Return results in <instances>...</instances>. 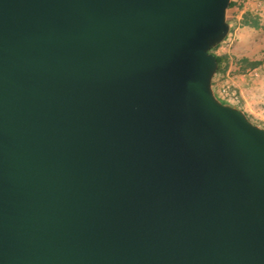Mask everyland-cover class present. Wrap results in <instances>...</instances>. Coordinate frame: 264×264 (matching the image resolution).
Listing matches in <instances>:
<instances>
[{
	"label": "water",
	"instance_id": "obj_1",
	"mask_svg": "<svg viewBox=\"0 0 264 264\" xmlns=\"http://www.w3.org/2000/svg\"><path fill=\"white\" fill-rule=\"evenodd\" d=\"M230 0H0V264H264V129L220 102Z\"/></svg>",
	"mask_w": 264,
	"mask_h": 264
},
{
	"label": "rangeland",
	"instance_id": "obj_2",
	"mask_svg": "<svg viewBox=\"0 0 264 264\" xmlns=\"http://www.w3.org/2000/svg\"><path fill=\"white\" fill-rule=\"evenodd\" d=\"M233 3L226 11L229 32L212 54L223 57L228 64L224 73L214 75L212 89L220 100L235 97L232 102L243 111L249 121L264 129V65L239 73L237 61L264 59V0H230ZM245 11L259 17L262 28L240 27L239 21ZM224 90V91H223ZM235 107V108H236Z\"/></svg>",
	"mask_w": 264,
	"mask_h": 264
},
{
	"label": "trees",
	"instance_id": "obj_3",
	"mask_svg": "<svg viewBox=\"0 0 264 264\" xmlns=\"http://www.w3.org/2000/svg\"><path fill=\"white\" fill-rule=\"evenodd\" d=\"M232 6H233V3L230 2L229 7H232ZM239 26L240 27H249V28H253L255 30L262 28V26L260 24L259 17L254 15V14H252L249 11H245L242 14L241 20L239 21ZM217 47L218 46H216L212 50H215ZM212 50L210 51L211 53H212ZM215 57H216V60H217V63H218L216 74L224 73L225 70L228 67V64L227 63L226 64L223 63V59H224L223 57H220V56H217V55H215ZM237 65H238L239 73H244L247 70H253V69H256V68H259V67L263 66L264 65V59L251 61V60H249L247 58H241V59H239L237 61ZM217 99H219V98L217 97ZM220 102L222 104H225V105H230V106L236 107L232 103L227 102L225 100H220Z\"/></svg>",
	"mask_w": 264,
	"mask_h": 264
},
{
	"label": "built area",
	"instance_id": "obj_4",
	"mask_svg": "<svg viewBox=\"0 0 264 264\" xmlns=\"http://www.w3.org/2000/svg\"><path fill=\"white\" fill-rule=\"evenodd\" d=\"M226 97H227V94H225V96L223 97L222 100H225V101L230 102V103H232V102H234L236 100L235 97H230L229 99H226Z\"/></svg>",
	"mask_w": 264,
	"mask_h": 264
}]
</instances>
